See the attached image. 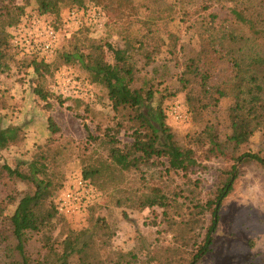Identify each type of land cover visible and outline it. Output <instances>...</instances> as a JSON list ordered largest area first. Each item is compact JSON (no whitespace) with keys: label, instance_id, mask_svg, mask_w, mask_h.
I'll return each mask as SVG.
<instances>
[{"label":"rangeland","instance_id":"374dc122","mask_svg":"<svg viewBox=\"0 0 264 264\" xmlns=\"http://www.w3.org/2000/svg\"><path fill=\"white\" fill-rule=\"evenodd\" d=\"M132 1L136 11L128 0L124 2L123 12L116 13L107 7L103 11L102 26L85 22L86 15L94 9L86 11V15L80 11V24L70 18L71 9H66L61 15L60 40L69 36L63 44L68 49L79 38L83 45L91 39L103 44L111 42L120 48L128 47L130 57L126 66L133 69L135 78L131 85L153 88L155 105L161 102L166 107L179 103L187 113V118L182 121L175 120L170 113L166 120L176 141L184 148L194 150L196 164L184 171L168 170L166 159L155 156L149 161H139L138 167L115 165L112 148L130 145L133 139L127 131L114 127L117 118L109 105L107 89L91 82L88 72L79 63H62L46 82V88L53 93L48 107L33 92L35 75L33 68L26 66L31 55L22 57L13 50L7 51L4 60L9 67H0V125L21 126L22 139L0 150V164L28 171L31 161L39 163L57 191L70 175L96 170L90 178L103 193L102 203L91 210L83 229L73 230L80 233L81 241L90 242L97 264H186L195 252V243L201 242L212 225L210 211L202 210L199 204L213 198L223 186L233 164L232 156L244 151L264 156V122L247 144L236 148L232 142L225 141L231 132L228 109L235 101L231 92L234 83L244 79L245 84H254L259 75L264 85V72L261 71V75L256 71L242 72L238 77L224 50L209 52L207 57L201 54V64L204 62L208 69L211 83L222 85L230 95L224 97L209 116L195 118L187 109V91L182 87L180 77L189 58L200 57L201 39L195 20L203 12L198 5L201 0H187L191 3L190 18L184 14L186 0ZM208 3L221 20L239 33L248 34L247 28L232 20V8L253 17L257 25H264V0H210ZM70 5H63L62 10ZM35 7V0H0V38H9L13 33L25 36L36 30L34 21L38 26L43 25L44 18H32ZM151 16L162 18H156L154 36L145 39L146 47H162L156 59L145 65L144 50L138 48L137 39L146 30L142 20ZM170 31H177L180 44H183L177 53L179 64L171 60L167 52ZM84 38L88 39L84 41ZM107 60L114 61L112 52L107 53ZM242 64L243 68L247 66ZM56 96L64 103H59ZM261 98L264 101V96ZM252 101L259 104L260 98ZM49 115L54 117L60 129L55 134H51L47 126ZM117 117L121 118L120 113ZM210 120L213 124L211 134H203L206 122ZM83 123L88 124L92 134L97 136L95 139L88 141ZM98 125L101 126L99 130ZM214 132L221 136L227 157L214 154L209 159L206 157ZM239 172L232 191L219 210L211 249L196 264H264V167L253 161L240 165ZM33 188L30 182L0 174V201L5 204V214L10 216L18 198ZM66 219L81 220L56 216L52 230L46 234L51 237L49 243L54 244L55 255L61 253L62 240L71 229ZM7 226L6 221L1 225L2 233ZM39 236H29L27 240V253L37 260L32 264H40L46 254L44 242L47 239ZM14 241L12 238L0 239V264H16L18 252L14 250ZM66 246L72 248L71 244ZM77 261L75 254L70 262Z\"/></svg>","mask_w":264,"mask_h":264},{"label":"trees","instance_id":"16d2710c","mask_svg":"<svg viewBox=\"0 0 264 264\" xmlns=\"http://www.w3.org/2000/svg\"><path fill=\"white\" fill-rule=\"evenodd\" d=\"M126 0H94V2L86 3L84 0H35L36 7L32 11V18H44L47 26L59 31L62 30L61 15L66 9H78L82 13L86 11L101 10L102 12L108 7L116 13L123 12L124 2ZM210 0H201L198 5L203 11L196 18L198 27V37L201 45L200 57H190L186 62L180 80L182 87L186 89V103L188 111L195 118L209 116L215 111V107L223 100L224 97L230 95V91L220 84H212L208 69L204 67L203 58L209 52H218L224 50V54L232 61L236 68V76H240L242 72L256 71L264 72V25H257V20L249 16L247 13L232 8V20L235 24L242 25L248 34L239 33L233 27L229 26L221 20L219 14L211 10ZM128 3L133 4L132 0ZM71 4L69 8L62 10V6ZM191 3L186 0V17L190 16ZM170 7V5H169ZM136 11L134 4L131 7ZM171 8V7H170ZM63 11V12H62ZM29 19L30 17L27 16ZM156 18L162 16H151L143 19L145 32L137 39L138 48L144 50L145 65H149L156 59V55L161 51V45L153 48L146 47V38L154 36L155 29L153 25L158 21ZM27 19V20H28ZM170 19V18H169ZM263 21V17L260 18ZM133 23L132 21L129 22ZM193 25V24H192ZM189 25H186L188 28ZM231 28V29H227ZM15 33L10 34L9 38H0V67H9V63L5 60L7 51L13 50L16 55L22 57L31 55V60L26 63L27 67L33 68L35 78L33 79L35 86L33 92L40 99L46 102L50 107L49 99L53 93L46 88L48 76L60 67L62 63H79L89 74L90 81L99 83L107 89L109 105L116 113L117 122L114 127L125 130L132 137L133 141L130 145L123 147L116 146L112 148L111 157L115 165L122 168H129L134 165L139 166V161H149L152 157L157 156L159 159L164 157L167 161L168 170H188L196 164L194 158V150L191 147L184 148L175 139V133L171 130L167 123L166 117L169 115L170 105L163 107L161 102L154 104L153 88L133 87L134 71L131 67L126 66L130 57L129 48L116 47L111 42L105 44L89 39L88 44H81L80 38L74 42L72 48L68 49L63 46L64 41L69 36H64L55 47V52L51 58L45 59L41 56V48L39 44L31 43L30 45H21L14 41ZM125 38H129L126 37ZM88 38H84L86 41ZM167 52L170 59L179 64L177 53L181 50L183 44H180V37L176 32L170 31L168 34ZM41 42V41H40ZM165 43V39L161 43ZM134 44V43H133ZM132 44V46H133ZM172 44V45H171ZM63 46V47H62ZM107 48V50L105 49ZM137 48V49H138ZM112 52L114 61L107 60V53ZM199 55V54H198ZM21 57V58H22ZM247 64L243 68V64ZM244 79H240L234 83L231 92L234 93L235 101L229 107V119L231 132L226 135V140L232 142L234 147L238 148L247 144L257 127L264 122V85L261 83L260 76L255 80L254 84H245ZM194 82L196 85H194ZM260 94V95H257ZM260 98V103L256 104L252 99ZM59 103L63 104L64 100L56 96ZM263 101V102H262ZM76 104L75 107H78ZM71 110L73 107L68 106ZM88 109V108H86ZM120 113V117L117 114ZM80 114L77 112V116ZM115 118V119H116ZM48 129L51 134L59 131L56 120L52 115L47 118ZM211 120L206 122L203 134H211ZM87 131L88 141L95 139L87 123H83ZM101 126H97L99 130ZM21 126L16 124L0 125V150L14 145L22 139ZM105 136L106 133H104ZM219 134L212 133L210 148L206 152L209 159L212 155L228 156V153L222 146ZM233 164L229 170V177L218 190L213 198H208L204 203L199 204L202 210L210 211L212 215V225L208 229L207 234L201 240L195 243V252L189 262L186 264H196L207 252L210 251L212 243V233L217 227L219 221V210L224 199L233 189V183L239 176V166L244 163L257 162L264 167V156L258 152L244 151L237 156H232ZM138 161V162H137ZM239 164V166H238ZM96 170H84L81 175L91 182L98 191V198L89 205L87 214L81 220H67L71 229L62 240V251L56 253L53 243H49L51 237L47 236L54 226L55 218L58 213L56 206V197L64 188L67 180L74 175H70L63 183L61 190H55L52 181L47 177L45 168L34 161L29 163V170L23 171L18 167H11L8 164H0V174L17 177L22 181L30 182L34 185L32 191L23 193L17 200L16 206L10 216L5 214V204L0 201V239L5 241L12 238L15 241L14 250L18 252V257L14 262L16 264H32L37 263L36 258H32L26 251V244L29 236H44L47 240L44 242L46 254L40 264H97L90 248V242L81 241L79 232L73 229H83L90 218L91 210L102 203L103 193L99 187L93 182L90 176H93ZM57 191V192H56ZM157 200V199H156ZM156 201H154L155 203ZM63 217V216H61ZM8 223L7 229L2 233L1 225ZM80 221V222H79ZM98 222L100 220H97ZM83 222V223H82ZM82 223V224H81ZM40 237V236H39ZM44 241V238H43ZM79 242V243H78ZM71 244L72 248L67 249L66 245ZM91 252V253H90ZM122 252H120L121 254ZM78 255L77 262H70V259ZM124 255V253L122 254ZM13 262V263H14Z\"/></svg>","mask_w":264,"mask_h":264},{"label":"built area","instance_id":"2783aa9c","mask_svg":"<svg viewBox=\"0 0 264 264\" xmlns=\"http://www.w3.org/2000/svg\"><path fill=\"white\" fill-rule=\"evenodd\" d=\"M80 11L76 8L70 11V18L76 19L75 22L80 24ZM86 13H83V15ZM84 21V20H83ZM87 24L94 26H102L104 23V13L101 10H93L85 17ZM36 30L27 32L25 36L16 33L14 41L21 45H30L31 43L39 44L41 48V56L49 59L55 52V47L60 42V32L54 28L47 26L45 23L38 26L34 21ZM23 34V33H21ZM41 41V42H40ZM169 113L175 120L182 121L187 118L179 103L173 104L170 107ZM98 191L94 185L86 180L81 175H74L67 180L64 188L58 193L56 197V206L58 213L66 218H83L89 209V205L98 198Z\"/></svg>","mask_w":264,"mask_h":264}]
</instances>
